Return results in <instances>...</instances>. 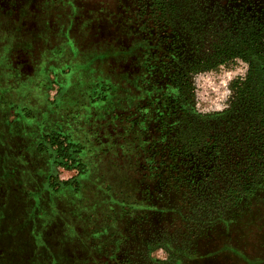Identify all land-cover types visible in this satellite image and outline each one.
Segmentation results:
<instances>
[{
	"label": "rangeland",
	"instance_id": "1",
	"mask_svg": "<svg viewBox=\"0 0 264 264\" xmlns=\"http://www.w3.org/2000/svg\"><path fill=\"white\" fill-rule=\"evenodd\" d=\"M245 45L264 51V0H0V130L32 117L0 142V264H264V175L250 196L240 186L263 127L247 100L229 109ZM94 84L109 89L87 109ZM49 125L92 140L95 181L120 192L52 197L36 145ZM161 137L187 179L145 172L139 146Z\"/></svg>",
	"mask_w": 264,
	"mask_h": 264
},
{
	"label": "trees",
	"instance_id": "2",
	"mask_svg": "<svg viewBox=\"0 0 264 264\" xmlns=\"http://www.w3.org/2000/svg\"><path fill=\"white\" fill-rule=\"evenodd\" d=\"M239 48V52L242 51L244 57L249 61V69L243 79H237L235 80V82H233L232 87L234 89V95L231 107L229 109L230 111L232 110L234 103L238 106V104L242 103L243 100H247L249 105L256 109V113H254L255 117H253L252 120H255V122L257 123L258 121L261 122L260 126L264 128V117L260 116L261 112L264 111V101L262 100V91H264V51L257 49L258 53H256V55L260 56L254 58V56L256 55L249 53L252 49H249L248 51L247 49L244 50V48H247L246 45L239 46ZM220 52L222 53V51ZM229 52V55H233L234 47L233 49H229ZM58 77L59 75L58 73H56V76L54 77V83H56L57 85L59 84L60 88H63V80L59 79ZM72 85H74L73 80ZM68 87L66 90H59V92L62 91V97L58 98L54 105H59L62 98L65 96ZM108 89L109 87L107 85L102 87L101 85L94 84L88 92L89 101L88 104L85 105L87 109L91 107L90 105L93 106V103L99 102L100 100L104 99V96H106ZM192 94L191 96H193ZM144 108L149 109L148 113H146L145 115L146 118H143L144 116L141 117V115L137 113V115L135 116L136 119L129 121V126L132 125V135L135 136L134 138L131 137V139H134L135 142L133 141V143H130L131 147L129 146L124 150L127 158H130V156L134 158L133 156H136L137 151L135 150L136 147H138L137 144L139 142L141 130L148 126L151 116H153L154 118L153 112H155V109L149 105L146 107H142L143 110ZM224 113L225 112L220 114ZM14 116H17V120H20L21 116L32 118L30 113H28L27 115L22 111L19 114L15 111ZM208 116L210 115H207V117ZM15 117H13V119H11V121L7 123L8 127L6 126L4 130H0V135L6 136L4 138L0 137V142L2 144L3 142H5V140L7 141L8 138L11 139V137H13L14 135L10 133L9 130L6 132V129L9 128L10 124H13L16 121ZM115 122L116 120H113V124H115ZM263 128L260 131L258 129H255V133H248L249 136L257 133L260 136L257 148L255 150L249 151L248 155L249 161H255L254 166H248V169H250L251 167L254 174L252 173V175L249 177V180L247 181L248 183H245V185H240L241 187L246 186L249 188V196L252 195V193L258 188V186L260 185L259 181L264 175ZM40 130L41 135L38 137L39 139L36 145L38 148V152L48 155L49 168H47L48 172L47 174H45L44 184L47 192L52 194V197L67 191H70L74 194H82V192L88 186H94L99 189L104 188V195L106 197L117 195L120 192L121 187L119 185L105 183L103 186L99 181H95L96 178L93 176L94 173L91 167L92 164L89 162L87 163L83 158L85 149H87V151L90 150V145L93 143L92 140H79V138L77 139L76 137H74L71 132H65L57 126L49 125L41 127ZM145 140L148 145L144 147L141 145L139 146V150L142 151V154H146L147 156L145 172L151 173L154 177H159L162 175H181L182 178L187 179L185 163L183 164L181 162L182 159L180 160L176 153L172 149H170V147H167L164 144L162 137L157 139L151 138L150 140ZM121 149L123 148L121 147ZM9 154L10 150L7 147H4L3 151L0 153V155H2V157L0 156V158H4ZM61 167L63 169L65 168L67 170L73 171V175H71L69 179L62 178L61 169H59ZM243 192L244 191H242L241 194ZM239 194L240 193H238V196ZM128 196H130V193L128 194ZM130 198L131 197H129V199ZM125 206L132 209L131 201H127Z\"/></svg>",
	"mask_w": 264,
	"mask_h": 264
},
{
	"label": "crops",
	"instance_id": "3",
	"mask_svg": "<svg viewBox=\"0 0 264 264\" xmlns=\"http://www.w3.org/2000/svg\"><path fill=\"white\" fill-rule=\"evenodd\" d=\"M28 126H29L28 121L27 120L23 121V118L21 117L20 120L16 119V121L13 124H10L9 128L6 129V132L9 130V132L12 134L19 133L20 131L24 130Z\"/></svg>",
	"mask_w": 264,
	"mask_h": 264
}]
</instances>
